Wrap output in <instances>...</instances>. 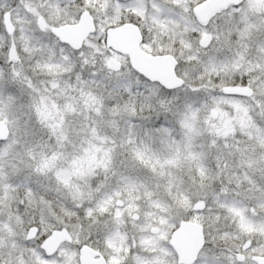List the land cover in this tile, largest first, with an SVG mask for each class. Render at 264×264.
I'll return each mask as SVG.
<instances>
[{
	"label": "snow or ice",
	"instance_id": "obj_1",
	"mask_svg": "<svg viewBox=\"0 0 264 264\" xmlns=\"http://www.w3.org/2000/svg\"><path fill=\"white\" fill-rule=\"evenodd\" d=\"M0 264H264V0H0Z\"/></svg>",
	"mask_w": 264,
	"mask_h": 264
}]
</instances>
